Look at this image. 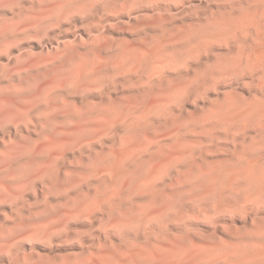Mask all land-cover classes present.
Here are the masks:
<instances>
[{
    "label": "rangeland",
    "instance_id": "obj_1",
    "mask_svg": "<svg viewBox=\"0 0 264 264\" xmlns=\"http://www.w3.org/2000/svg\"><path fill=\"white\" fill-rule=\"evenodd\" d=\"M107 1L0 0V264H93L99 252L115 251L124 237L130 240L139 232L134 221L128 226L129 233L109 222L106 214L78 211L77 208L89 200L85 193L82 194L85 190L82 192L80 188L86 189L94 176L91 173L72 174L66 167L85 164L76 156L82 153L79 148L83 142H95L96 146L103 145L102 141L110 144L109 140L115 135L109 132L102 134L101 139L82 141L49 137L51 133L63 132L61 116L67 109L78 110L84 106L64 94L80 100L90 94L103 93L113 81L119 80L122 82H117L116 92L139 91L151 84L155 74H180L177 79L165 80L166 84L178 86L184 83L182 81L195 84L196 68L189 67L188 63L194 64L201 58L193 54L191 44L203 38L207 31L208 48L204 53L210 58L208 64L228 57L231 54L228 49L238 46L229 31L216 32L221 10H231L233 0H112L113 8L104 9ZM125 41H130L133 50L141 54L140 61L125 60L120 54ZM118 64L120 68L116 69ZM93 66L103 70L98 72ZM80 73L82 77L86 74H94L97 79L102 77L103 83L79 87ZM126 76L130 79L124 81ZM243 78V73L240 76L225 74L212 78L200 91L179 89L176 94L179 101L176 97L172 99L175 102L163 103V108L171 106L180 111L184 121L199 126L204 121V113L222 100L226 90H236L244 100L252 96L260 85ZM53 97L57 98V105L52 110L47 105ZM143 97L133 100L136 106L141 103L138 107L142 108L159 96ZM56 115L57 118H53ZM183 120L171 123V130L154 127V137L157 140L170 138L176 130L185 127ZM140 133L136 135H140L143 143L148 141L146 146L156 140L144 131ZM123 137H117V141ZM249 138L241 144L254 141L255 134ZM212 142L229 146L226 153L217 154L216 151L215 154L223 156L231 152L233 155L231 145L235 142L232 137ZM192 146L196 152L200 148L198 143ZM83 155L89 157V154ZM57 173L66 177L64 182L56 179ZM103 175H96V178ZM183 182L190 183L191 178ZM240 193L245 194L246 188ZM215 196L198 200L181 194L174 200V206L179 209L183 203H188L197 209L201 201L215 209L218 204ZM235 202L227 211L183 212L172 220L168 218L170 211L165 210L161 221L154 218L150 223L172 227L181 243L190 247L194 243L190 238L193 236L184 233L189 228L194 238L204 243L215 240L213 243L221 245L230 255L233 253L228 243L230 239L260 236L262 232L255 229V225L264 224V201H254V204L245 198H236ZM141 205L148 207L149 203ZM254 208L263 210L260 218L255 219L251 212ZM143 232L139 235H144ZM165 237L167 235L160 236L164 238L161 241H168ZM126 246L132 248L131 244Z\"/></svg>",
    "mask_w": 264,
    "mask_h": 264
},
{
    "label": "bare ground",
    "instance_id": "obj_2",
    "mask_svg": "<svg viewBox=\"0 0 264 264\" xmlns=\"http://www.w3.org/2000/svg\"><path fill=\"white\" fill-rule=\"evenodd\" d=\"M233 1L231 10H221L216 32L222 34L224 30L229 31L236 38L238 46L228 49L231 52L228 57L218 58L212 64H208L210 58L204 53L208 48L207 31L203 38L200 37L191 44L193 54L201 58L194 64L188 63L189 67L196 68L194 78L197 82L195 84L185 81H182L184 83L181 85L179 82L178 86L168 84V82L166 84L165 80L177 79L180 74H158L157 76L155 74L151 79V84L139 91L116 92V84L120 81L118 79L119 81H113L115 85L111 83L103 93L90 94L80 100L69 93L64 94L69 100L82 103L84 106L79 107L78 110L67 109L66 113L61 116L63 132L51 133L49 137L54 139L69 137L82 141L96 137L101 139L102 134L109 132L115 135L109 140L110 144L102 141L103 145L96 146L95 142L90 141L87 144L83 142L79 148L82 153L76 156L85 164L73 165L76 168L66 167L72 174L74 172L91 173L94 176L93 178L91 176L92 183L90 182L89 186L88 183L86 189H82V185L81 188L79 187L81 191L85 190L82 194L85 193L89 200L85 203L82 201L83 205L77 208L78 211L94 214L97 211L103 215L106 214L110 219L107 218L109 222L122 227L123 230H129L130 222L134 221L136 231H144V235H139L138 232L136 237L133 236L129 238L130 240L124 237V242H120L115 251L106 249L99 252L93 264H195L197 262L200 264H264L263 223L255 225V229L262 232V235L259 233L260 236L228 238L230 239L228 243L233 249L230 255L221 245L214 244L215 240L204 243L194 238V235H190L193 234L192 231L188 232L189 228L187 232H183L187 236H193L190 238L194 240V243L190 247L189 244L186 246L181 243L182 240L176 237L172 227H163L164 223L158 226L151 225L154 218L155 221H161L162 212L165 210L170 211V216H167L172 220L178 218L179 213L183 212L211 213V211L229 209L236 204V198H245L248 203L264 201V0ZM113 6L112 0H108L103 8L111 9ZM235 9L240 11L234 12ZM235 13L237 15H234ZM125 43L123 49L119 51L120 54L124 55L125 60L140 61L141 54L133 50L130 41H125ZM97 49L100 51L99 47ZM118 65L116 69L120 68V64ZM93 69L98 72L103 70L98 66H93ZM242 73L245 75L243 79L258 83L260 85L258 89H255L252 96L245 100L236 90H226L222 100L204 113V121L199 126L184 121L180 111L172 109L171 106H166L169 107L168 109L163 108V103L177 97L179 89L186 92L200 91L214 77H221L225 74L240 76ZM78 77L79 87L103 83L102 77L97 79L94 74H86L82 77L80 73ZM129 79L130 76L123 78L124 81ZM173 83L176 84L177 81ZM141 96L159 97L157 100L153 98L151 101L147 100L149 102L145 103L146 106L142 103V108H140L141 103L137 101L138 104L140 103V105L137 104L140 106L138 107L133 100ZM56 99L53 97L47 105L48 109L53 110L56 107ZM176 99L178 102V97ZM172 102L175 101L172 100ZM181 119L186 124L185 127L170 134V138L168 136V139L159 140V138L157 140L154 137L156 136L152 132L154 127L159 126L163 129L165 127L171 130L170 124L181 122ZM138 131L139 133L144 131L150 135L151 139L156 140L146 146L148 141L143 143L138 137L141 133L136 135ZM239 131L240 135H238ZM252 134L256 137L254 141L246 145L241 144L243 141H248ZM117 137H123V140L119 138L117 141ZM231 137L235 142L231 145L233 155L231 152L223 156L217 155L219 152L226 153L229 146L226 145L227 143H213L212 141ZM192 143L200 144L197 152ZM216 151H218L217 154H215ZM83 154H89V157ZM102 174H104L102 177L96 178V175ZM187 177L191 178V182L186 184L183 181ZM56 179L64 182L66 177L57 173ZM244 187L246 193H240ZM202 193L206 195L203 196ZM181 194L198 200L209 195H216L218 204L215 209H212L205 202L200 201L198 208L195 209L188 203H183L178 209L174 206V200ZM232 196L235 197L234 200ZM143 202L149 203L148 207L141 205ZM251 212L257 219L260 218L263 210L254 208ZM135 232H131L132 235ZM162 235H167L168 241H161L164 240V238L160 239ZM208 240L210 241V238ZM128 244H131L132 248L127 247Z\"/></svg>",
    "mask_w": 264,
    "mask_h": 264
}]
</instances>
